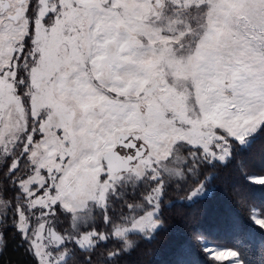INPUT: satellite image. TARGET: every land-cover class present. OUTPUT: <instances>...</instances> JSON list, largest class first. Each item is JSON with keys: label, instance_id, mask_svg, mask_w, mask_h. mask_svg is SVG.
Returning a JSON list of instances; mask_svg holds the SVG:
<instances>
[{"label": "snow or ice", "instance_id": "obj_1", "mask_svg": "<svg viewBox=\"0 0 264 264\" xmlns=\"http://www.w3.org/2000/svg\"><path fill=\"white\" fill-rule=\"evenodd\" d=\"M261 135L264 0H0V257L126 264ZM217 240L190 235L246 264L244 235Z\"/></svg>", "mask_w": 264, "mask_h": 264}, {"label": "trees", "instance_id": "obj_2", "mask_svg": "<svg viewBox=\"0 0 264 264\" xmlns=\"http://www.w3.org/2000/svg\"><path fill=\"white\" fill-rule=\"evenodd\" d=\"M241 163L244 174L254 179L264 177V135L258 137L237 157L235 163L221 172L220 179L215 181L214 191L206 199L191 207L177 204L171 209H165L164 228L156 233L152 242L141 241L137 250L125 257L126 264H172L177 248L185 242L190 243V259L198 261V264H209L207 258L198 251L197 245L190 242V235L200 227L214 231L218 237L217 242L227 245L225 249L239 251L230 241L237 234L244 235L245 243L249 245L246 249V264H260V258L264 256V229L253 224L248 216L250 209L255 208L258 216L264 219V185L249 183L240 170ZM179 194L170 191L168 199L173 200ZM237 221L241 226L240 231H231V226ZM0 264L32 262L10 243L8 250L0 257ZM223 264H227L226 260Z\"/></svg>", "mask_w": 264, "mask_h": 264}, {"label": "rangeland", "instance_id": "obj_3", "mask_svg": "<svg viewBox=\"0 0 264 264\" xmlns=\"http://www.w3.org/2000/svg\"><path fill=\"white\" fill-rule=\"evenodd\" d=\"M258 178H260V177H257V178H255V179H258ZM188 193L187 192H180V194L178 195V196H186ZM146 210H151V209H147L146 208ZM140 214H143V213H140ZM257 219H263V218H261L260 216H258L257 215V217H256ZM62 219V221L64 220V218H61ZM64 227H68V223H67V221H64ZM225 250H228V249H225ZM226 262H227V264H229V261L228 260H226Z\"/></svg>", "mask_w": 264, "mask_h": 264}]
</instances>
